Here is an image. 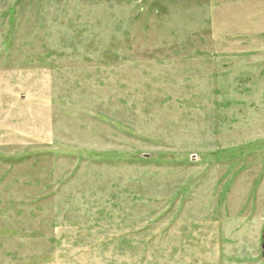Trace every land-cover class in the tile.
Returning a JSON list of instances; mask_svg holds the SVG:
<instances>
[{"label": "rangeland", "instance_id": "374dc122", "mask_svg": "<svg viewBox=\"0 0 264 264\" xmlns=\"http://www.w3.org/2000/svg\"><path fill=\"white\" fill-rule=\"evenodd\" d=\"M0 264H264V0H0Z\"/></svg>", "mask_w": 264, "mask_h": 264}, {"label": "water", "instance_id": "95a60500", "mask_svg": "<svg viewBox=\"0 0 264 264\" xmlns=\"http://www.w3.org/2000/svg\"><path fill=\"white\" fill-rule=\"evenodd\" d=\"M145 158H147V156H145Z\"/></svg>", "mask_w": 264, "mask_h": 264}]
</instances>
